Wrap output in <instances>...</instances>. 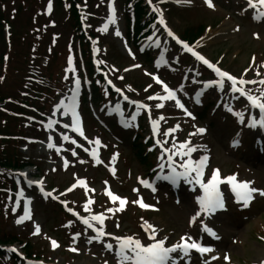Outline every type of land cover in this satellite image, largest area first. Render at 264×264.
Masks as SVG:
<instances>
[{"label":"rangeland","instance_id":"1","mask_svg":"<svg viewBox=\"0 0 264 264\" xmlns=\"http://www.w3.org/2000/svg\"><path fill=\"white\" fill-rule=\"evenodd\" d=\"M24 1L25 3H23V0L0 1V15L2 14L8 19H12L14 23L11 24L12 32H19L16 39L12 37V49L10 51L7 50V52L5 51L12 65L6 61L5 56H0V70L2 71H0V95L6 98L11 97L9 98L10 101H29V103H33V97L31 96L35 95L37 87L29 80V77L33 76L31 75L32 72H42L45 75L47 85L50 86V89L60 90L64 84L65 67L68 60L65 54L74 58L76 69H78V65H81L82 62L80 63L78 47L76 45V36L78 33L70 27V16L66 13V9L56 5L55 11L52 14L41 16L46 11L49 0ZM213 1L216 12H212L205 6L201 7L198 0L196 1V7L194 6L193 8L180 9V11L175 7L173 9L165 8L169 11V13H166V18L173 30L180 36H183L185 29L194 28L196 32L194 35L199 36V29L197 28L201 26H205L204 28L206 29L214 28L208 31L206 30L204 39L198 47L211 59H218L221 61L222 66L236 73V75H241L244 71H252L253 64L250 63V56H254L257 68H263L264 30L258 28L259 30L257 31L247 18L241 19L234 15L232 6H236V0ZM64 2L65 0H62L61 5H63ZM80 3L81 8L88 10V13H94L96 15V18L92 20V22L94 24L93 32L101 39V43L98 46V62L100 66L109 73L115 82L119 86H122L128 94L129 92H133L134 94L138 93L140 96L146 97L148 99L146 102H151L149 104L155 117L162 116L165 109H167L168 119L166 118L165 121H163L162 134L168 132L170 129H175L181 117L176 115V112L172 108L166 107L160 109L155 107V105L159 103L158 98L162 93V88L160 90L156 88L150 89V91L146 93V87L150 83L149 74L151 76L155 73L152 67L147 66V62L143 64L142 61H139V63L136 64H139L140 68L135 69L136 65L125 59V57L131 58L132 55L126 45L124 37L120 36L116 38L112 37L110 34L108 35L106 32V34L104 33L103 21L101 22L100 19L105 18L104 9L106 8L107 0H80ZM116 3L120 13L119 19L121 20L120 11L124 0H117ZM160 5H162V3ZM161 10L164 9L161 8ZM229 16L230 19L225 18ZM221 19H224V21L221 22ZM99 20L100 24L98 23ZM224 22H230L232 24L231 31L228 32L229 36L224 37L219 33H216V35L213 34L220 29ZM233 26L236 28L239 27L237 32L233 31ZM5 30L6 27L4 25L2 27L0 26V33L3 34V36L0 34V38L3 37L4 39ZM39 31L40 35H38ZM158 38L162 43H165L161 34H159ZM149 39H154L153 35H151ZM37 41H39V44H37ZM52 41L57 43L58 48L55 45H51ZM6 47H8V45H5V48ZM0 49V52L4 51L3 40H0ZM31 50H33L32 56L29 55L31 54ZM167 53L169 55V63L177 64L180 68L178 70L173 69V72L169 70L167 72L161 71L160 73L165 79L169 81L173 80L175 83L174 86L178 87V94L182 98L181 100L185 99V102L190 103V99L193 96H197L195 93L205 88L209 78L197 79V82H192L188 84V86L182 85L179 79L181 74L184 75L186 71L188 73V71L194 67V64L186 62L185 59H183V61L181 59L177 61V56L174 52L170 51ZM27 56L28 60L26 61ZM32 58L33 63L32 66L29 67ZM43 61H46V64H43ZM165 65L166 61L162 60L160 69ZM9 66L12 70L8 69ZM2 67L5 69L3 70ZM31 67L32 71H30ZM132 69L135 70L131 71ZM250 74L254 75H250L248 78L256 77L254 70ZM3 75L5 77H3ZM261 76H264V74ZM38 77L44 80L40 75H38ZM122 77L123 80H121ZM11 78L13 80H11ZM7 79L11 81H7ZM37 81L41 84V80ZM162 81L164 85H169L165 80ZM132 86L136 88V91ZM254 89L256 94H260L258 88ZM225 92L228 94L227 89H225ZM61 93V91L57 92L56 96ZM66 93H63L62 97L66 96ZM214 93L215 97L213 96ZM202 95L204 99H209L210 113L211 105L216 104L214 100L218 101V94L214 92L212 88H209L205 94L202 93ZM149 97H153V99H149ZM89 100L90 98L87 96L86 101L88 106H90ZM35 103L37 108L41 107L40 102ZM115 104L116 101L112 104H106L108 107L107 111H111L113 116H116L113 111V105ZM4 106L5 111H0V127H11L14 126L15 123L18 127H21V123L13 121V119H10L6 124H4V121L10 116V114L7 113L19 110L24 111L22 109L23 107L19 104H11L9 102ZM98 106L99 105H96L95 108L96 113H100L105 109V105ZM28 111L29 110H27V112ZM209 113L208 111L205 113V119L201 120L199 125L208 127L207 125L209 123L211 124V128L206 136L212 148L213 163L211 168L220 170L222 175H228L233 171H237L241 179L263 184L262 171L264 165L262 167H250L249 164L253 163V161H251L248 163V167H245L241 163L243 159L239 158L242 156L247 159H253L248 157L250 154L248 143L244 148L242 146V150H245L243 155L236 157L233 154L226 153L225 146L231 137V133H226V130L229 129L228 126L231 128L230 119L226 118L225 126L221 124L224 122L221 116H216V120L212 121L209 118V116L212 117V114ZM127 114L128 113L125 114L124 118V123L126 124L125 130L118 128V125L112 126L111 120L104 117V121L113 127L112 131H109L101 126L100 123L96 122L90 113L87 112L86 126L83 127V130L86 132L85 138L87 137L95 141L99 140L106 145L105 150L99 149V162L93 161L83 153V151L71 144L67 145V148H65L62 154L54 152L52 156L53 167L49 166L50 156L40 154L38 144L30 147L21 146L20 149L22 150L23 148L24 150V153L21 155L31 160L36 165L39 174L47 177L52 185L58 187L59 190H57V194L59 197H63V191L68 185L82 180L83 183L77 193L81 198L75 206L78 209H81L83 206V211H89V207L86 209L82 204V201L85 200L83 196L95 195L94 197L97 199L100 206L104 207L106 210L112 209V213L109 214L110 220L108 222V229L110 232L127 236L135 235L134 238H138L143 246H148L154 241L146 237V234L143 236V234L139 233L138 225L142 224L143 226L145 222L148 224L157 223L159 230H157L158 235L156 239L167 238L165 244L171 245L178 242L181 237L190 233L186 225L187 216L191 214V212L187 213V211L190 210L188 208L190 206V198L185 197L180 206L176 207L172 202H169L167 193L162 192L161 199H163V201H161L160 206H157V212L148 214L141 212L137 208L138 194L135 192L138 190V182L136 181V177L146 174L145 172L147 171L135 156L136 148H133L132 145V141L134 140L132 133L135 130L134 128H129V119L126 118ZM127 117L130 116L128 115ZM22 119L25 120L24 118ZM1 121L3 122L1 123ZM196 125H198L196 121H189L187 127L192 131H188L186 128L185 130H181L182 133L180 134L178 133L179 129L175 130L173 134L171 132L167 139L169 149L172 151L178 150L174 149L173 144L179 145V143H185V140H181L180 135L183 134V137H186L187 132L193 133V128ZM1 133L3 135H10L11 137L8 136L9 138H13L12 136L15 135L12 128H7L1 131ZM117 134L121 135L119 138L124 140L126 144L116 139V137H118L116 136ZM141 135L144 136L143 134ZM39 136L43 138V134ZM57 136L58 135H56L57 141L60 144H58V146L63 147L62 145H64V143L61 142ZM81 141H83V144H86V146H91L92 144L91 142H87L84 138ZM139 142H141V140ZM73 153H75V155H73ZM115 153H119L120 158L114 161L113 164H110L109 161L114 158ZM255 158L257 159V156ZM161 160L157 163L155 162L156 168L151 169V173L155 172L156 169L159 170L158 165H160ZM148 161L149 160H147V162ZM35 173L36 170L34 171V174ZM108 193H112L118 197L115 201L116 203H114ZM104 197L109 199V203H111L110 207H106V205L102 203L104 202ZM124 197L128 198H126L128 204L126 207H121V205H119L120 199ZM245 215H248V213L239 216L236 222L239 223ZM249 215L252 219L253 217L255 218L261 215V222L248 223L247 225L245 224L246 226L243 225L241 228L235 230L236 234L233 236L234 243L230 241L219 247L220 252L230 253L231 261L237 264H257L264 258V244L258 239V236L264 238V234H256L257 229L260 228L262 222H264V200L258 201L249 212ZM35 217L40 222L41 234L38 237L32 236L28 224L25 227L16 228L11 226V223L2 224L0 221V231L3 232L7 230L11 233H15L19 239L29 241L33 245L34 250L38 251L41 257L47 262L50 261L60 264H99L105 259H110L101 248H95L96 245L94 244L89 246L82 244L70 246V233L74 231L77 232L79 229L74 226V222H70L68 224L73 225L71 230L69 226L65 224L66 220L53 205H45L37 201L35 204ZM223 217L226 218L228 216L224 215ZM53 240H56L59 245L56 244L54 247H51L50 244Z\"/></svg>","mask_w":264,"mask_h":264},{"label":"snow or ice","instance_id":"2","mask_svg":"<svg viewBox=\"0 0 264 264\" xmlns=\"http://www.w3.org/2000/svg\"><path fill=\"white\" fill-rule=\"evenodd\" d=\"M151 2V0H149ZM179 2V0H178ZM186 3H190V0H185ZM204 3L208 6V8H212L213 4L211 0H204ZM248 6L253 9H258V15L260 17H264V0H247ZM154 11H158L157 9H154ZM160 24H164V19L160 20ZM117 35H119V32H117ZM167 35L169 37H172L174 40H176V43H181L171 31L167 32ZM184 47H188L185 45ZM190 50V49H189ZM193 55H196L193 53ZM196 59L203 60L204 64H206L209 68H212L213 66L202 56L196 55ZM71 63V61H69ZM139 65H137L138 67ZM213 71L221 78V81H210L208 84L205 85V87H211L212 85H217L220 87L221 90H223V83L222 80L225 76H227V79L231 81L232 84V91L236 92L239 89H237V81L231 76L228 75L226 72L221 71L219 68H214ZM153 79H156L153 77ZM79 81H76L77 87H79ZM157 83H160L159 80H157ZM240 84L245 83V81L241 80L239 82ZM247 83H255V81H248ZM261 83H264V81H261ZM119 91V89H117ZM163 92L167 93L166 96H161L159 99L164 100H175V107L180 108L185 111L186 114L191 115L190 112H188L187 109L184 108V105L181 104V102L176 99L175 93L171 91L167 86H164ZM244 93L241 92V95ZM200 94H197L196 103H200L199 99ZM251 101V105L253 107H259L260 109V123L261 126H264V103H257L256 99L252 98L251 96L248 97ZM127 99V97H125ZM149 99H153V97H149ZM130 103H133L130 101ZM164 105L162 104H156L155 107L161 108ZM138 108L145 107L144 105H137ZM229 111H232L231 108L228 109ZM72 124L76 125L73 130L74 131H80L79 129V121L77 112L75 109L72 110ZM123 116V113H121ZM233 115L237 116L241 121H243V117L240 113L234 112ZM136 114L132 115V119L135 120ZM163 119V117H161ZM155 123V122H154ZM69 126L68 123H65L64 127L67 128ZM49 127H51V124H49ZM177 128L179 125L176 126ZM155 127L153 128V131L155 132ZM176 129H170L168 132H164V136H168L171 132L175 131ZM205 132V128L200 127L196 129V133H191L190 135L195 134H203ZM81 135H83V132H81ZM64 140H68V136L63 137ZM95 143L99 144L100 141L96 140ZM158 144L163 146L167 143V141L164 140H158ZM47 147L49 149H52L54 145L52 143H48ZM174 149H178L175 151H172L171 154L168 156V174H164L165 172V164L158 165L159 172L155 176V180H163L170 182L173 186H176L181 180H183L185 183H196L199 185L200 189L203 190L204 195L199 196L196 200V203L199 205V210L194 211V215L191 217L190 223H195L198 217H201V214L205 215H211L212 213L216 212L218 209L224 208V198L221 196L220 191L218 190V185L221 183H225L227 185L231 186V191L235 195V199L237 202H243L245 206L248 205L249 201L252 199L253 193L257 192L258 190L255 188L250 187V182H237L236 176L230 175L226 179L220 178V172L218 169H214L211 173V178L207 180L205 183L203 180L204 176V170L206 167V162L208 160L207 156L201 157L199 161H187L182 160L181 163L177 164L173 160V156H180V157H186L190 156L191 153L196 151L195 148L189 146L188 142L181 143L179 145L173 144ZM168 151V150H165ZM57 153H59V149H57ZM75 155V153H73ZM93 156H95V153H93ZM163 159V157H161ZM99 162V161H98ZM67 163V162H65ZM181 169V170H178ZM194 173V175H193ZM139 183H141L145 188H150L152 192L156 191V188L153 187L152 183H150L149 180L146 179H139ZM33 183H39L32 180L28 181V184L31 186ZM40 191L43 193L45 197H52L53 200L57 199V197L53 196L52 192H45L43 188L40 189ZM135 191V189H134ZM20 195H23V193H20ZM108 195L111 197L113 201H116L118 197L116 195H113L112 193H108ZM259 195L264 196V191H260ZM28 201H25L24 203V210L23 215L20 216L18 219H16V224H21L25 220L31 219V212L28 207ZM91 203V201H89ZM125 201L123 199H120V205L123 207ZM141 208H148L151 207L150 205H147L140 202ZM85 208L87 209V205H85ZM15 211V209H13ZM68 211H72L71 209H68ZM108 211H112V209H109ZM75 215V213H73ZM91 221H96L99 223L100 227L97 229L94 227ZM89 219H84L82 222L84 225H86L88 228L93 229L94 232H96L95 236H92L89 238V243L92 240H100L101 237L105 236L106 233L104 231V217L103 215H93ZM145 227V230L150 231L149 239L153 240L154 242L149 244L147 247L143 246L141 244V241L139 239H134L131 236L128 237H112L113 240L116 241V246L118 248L117 255L120 258L119 264H128V262H131V264H175L174 261H172L171 254L176 253L179 251V253L185 257L188 256L190 249H195L197 252L203 254L210 252L211 249L207 247H202L196 242L188 243V244H181L178 243L176 245H173L171 247H165V241L167 238H161L159 240L156 239V232L157 228L154 225L148 224L145 222L143 225ZM40 231V226L38 224L35 225L34 233L36 234ZM203 231L206 232L209 236L215 238L216 233L213 232L211 227L204 226ZM79 236V233H77L76 236L73 237V240H75ZM191 240V237L188 238ZM184 240V237H181V241ZM53 246L56 245V241H52ZM104 247L108 250H111L113 248V245L111 243H106ZM15 251V249H13ZM227 259V257H225Z\"/></svg>","mask_w":264,"mask_h":264},{"label":"bare ground","instance_id":"3","mask_svg":"<svg viewBox=\"0 0 264 264\" xmlns=\"http://www.w3.org/2000/svg\"><path fill=\"white\" fill-rule=\"evenodd\" d=\"M115 22H118V17L116 18V15L114 13V5L111 2L108 6V18L106 19L105 24L113 23L112 31H110L112 34L117 33L119 31V28H120L119 24L117 25ZM229 31H231V24L226 22L220 27V29L218 31H215L213 34L216 35V33H219L220 35L226 37V36H229V33H228ZM74 92H75V90L71 92L72 93L71 95H73ZM160 101H161L162 105H166V104L168 105V104H170V102H172V100H164V99H160ZM71 113H72V111H71V108L69 107V101H68V104L67 103H61L55 108V110H53V112H52L53 118H50V122H54L55 121L54 118H63L68 122L69 126L74 127V125H72ZM50 141H51L50 138H48L44 142L43 147L41 148L43 151L48 149L47 144L52 142V141L51 142ZM24 175L29 176L30 172H25Z\"/></svg>","mask_w":264,"mask_h":264},{"label":"trees","instance_id":"4","mask_svg":"<svg viewBox=\"0 0 264 264\" xmlns=\"http://www.w3.org/2000/svg\"><path fill=\"white\" fill-rule=\"evenodd\" d=\"M140 12H141V9H139V8L137 7V9H136V13H137V15H139ZM136 26H137V29H138V22H137V21H136ZM12 162H14V161H12ZM0 163H4V164H8V165L11 164V163L8 162V161H1V160H0Z\"/></svg>","mask_w":264,"mask_h":264}]
</instances>
